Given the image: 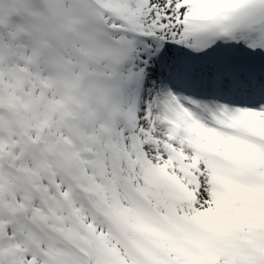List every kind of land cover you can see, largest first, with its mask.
Here are the masks:
<instances>
[{
    "label": "snow or ice",
    "instance_id": "obj_1",
    "mask_svg": "<svg viewBox=\"0 0 264 264\" xmlns=\"http://www.w3.org/2000/svg\"><path fill=\"white\" fill-rule=\"evenodd\" d=\"M0 264H264V0H0Z\"/></svg>",
    "mask_w": 264,
    "mask_h": 264
}]
</instances>
